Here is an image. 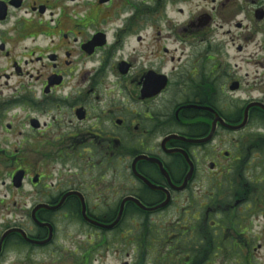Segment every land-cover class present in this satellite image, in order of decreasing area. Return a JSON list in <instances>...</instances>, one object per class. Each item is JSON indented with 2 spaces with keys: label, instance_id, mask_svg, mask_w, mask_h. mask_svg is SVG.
Here are the masks:
<instances>
[{
  "label": "flooded vegetation",
  "instance_id": "flooded-vegetation-1",
  "mask_svg": "<svg viewBox=\"0 0 264 264\" xmlns=\"http://www.w3.org/2000/svg\"><path fill=\"white\" fill-rule=\"evenodd\" d=\"M180 196L171 264H264V0H0V264L55 263L57 214L88 264L126 197Z\"/></svg>",
  "mask_w": 264,
  "mask_h": 264
},
{
  "label": "rangeland",
  "instance_id": "rangeland-1",
  "mask_svg": "<svg viewBox=\"0 0 264 264\" xmlns=\"http://www.w3.org/2000/svg\"><path fill=\"white\" fill-rule=\"evenodd\" d=\"M164 103L166 101L164 100ZM258 121L250 123V126L245 131L246 135H250L254 132H261L258 130ZM187 159V158H186ZM159 169L166 174V171L163 169L162 164L158 163ZM191 174V167L188 170V174L186 175L184 181L188 179L189 175ZM168 181L170 180V177L167 176ZM150 182V181H149ZM199 185V184H198ZM205 186H195L192 189V194H199L200 191H203ZM179 199V200H178ZM177 202H174V205L170 208H167L161 212L153 213V214H147L143 216H139L132 213H126L130 214L127 215L125 220L126 221H133L131 230L132 234L131 236L120 238V235L117 232L116 236L118 237L116 239V243L109 247V252L106 255H103L102 250L100 255H96L95 259L92 261H89L88 264H160L159 263H153L152 257H154L155 254H153L152 249L159 248L156 246L157 243H151L149 246V243L151 242V235L155 231H160L158 227L164 225L166 226V231L170 233L172 226L177 222L178 220H187V214L188 209L186 208L185 202H184V196L178 197ZM130 212V211H129ZM55 222L59 230L58 237L55 241L54 246L57 248L58 254L54 258L50 257L48 255V252H31L32 260L34 264H70L71 259L65 256V252L71 254V251L75 245L72 244V242H77V240L86 241L85 239L81 238L80 236H77L75 233V237L68 233L66 236L63 233H60V229L64 227V224L62 223V216L61 214H57L55 217ZM171 226V227H169ZM125 228V225L122 226V228ZM174 228V227H173ZM71 229V228H70ZM73 231V229H71ZM143 235V238H142ZM161 235V232H160ZM170 237V236H169ZM137 238V241L134 239ZM98 243V241H96ZM87 245V243L85 242ZM138 245V247H137ZM158 245V244H157ZM149 247V250H148ZM112 251H115L116 253L113 254ZM161 252H166V248L163 247ZM158 249V253L160 252ZM52 252V250H51ZM72 255V254H71ZM139 256L138 262H136L135 258ZM160 259V257H159Z\"/></svg>",
  "mask_w": 264,
  "mask_h": 264
},
{
  "label": "water",
  "instance_id": "water-1",
  "mask_svg": "<svg viewBox=\"0 0 264 264\" xmlns=\"http://www.w3.org/2000/svg\"><path fill=\"white\" fill-rule=\"evenodd\" d=\"M242 125H243V124H242ZM233 129H234V128H233ZM135 174H136V173H135ZM136 176H137L138 178H140L142 181H144V183H145L150 189H153V190H160V188L155 187L154 185L150 184V183H149L148 181H146L144 178L139 177L137 174H136ZM187 180H188V179H186V180L184 181V183H183L179 188H177L178 191H182V190L185 188L186 183H187ZM126 201H132V202H134V203H135V204H136L141 210H143V211H147V212H151V211H155V210H157V209L163 208V207H165V206L167 205V203H168V199H166L162 204H160V205H158V206H156V207H154V208H147V207L141 205V203L138 202L137 200H135V199H133V198H127L126 200H124V201L122 202V206L124 205V203H125ZM122 206H121V208H120V211H119V213H118V216H117V218H116L114 224L117 223V222L119 221L120 217H121V214H122ZM83 217L85 218V220L91 222L90 220H88V219L86 218V216H85V212H84V211H83ZM111 227H112V226H111Z\"/></svg>",
  "mask_w": 264,
  "mask_h": 264
},
{
  "label": "trees",
  "instance_id": "trees-1",
  "mask_svg": "<svg viewBox=\"0 0 264 264\" xmlns=\"http://www.w3.org/2000/svg\"><path fill=\"white\" fill-rule=\"evenodd\" d=\"M134 214H136V213H139L137 210L135 211L134 210V212H133ZM141 214V213H140ZM140 216H142V215H140ZM152 237H151V242L149 243V246H150V244L151 243H157L156 244V246L157 247H160V237H159V234L155 231L152 235H151ZM163 245V244H162ZM158 248H156V249H152V250H150V251H152L153 253H155V255H154V257H152V260H153V262L154 263H159V262H161V261H168L169 259H167V258H161L160 257V253H158V250H157ZM148 250H149V247H148ZM159 257H160V259H159ZM169 264H171V263H169Z\"/></svg>",
  "mask_w": 264,
  "mask_h": 264
}]
</instances>
